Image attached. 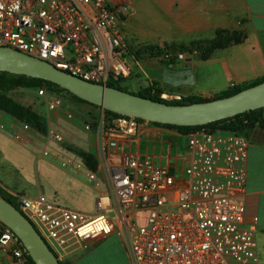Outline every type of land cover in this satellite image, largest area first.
I'll use <instances>...</instances> for the list:
<instances>
[{
	"label": "built area",
	"instance_id": "obj_1",
	"mask_svg": "<svg viewBox=\"0 0 264 264\" xmlns=\"http://www.w3.org/2000/svg\"><path fill=\"white\" fill-rule=\"evenodd\" d=\"M131 13L127 3L111 0H0V46L91 82L107 85L111 77L128 80L139 65L123 29ZM163 59L174 60L175 65L185 61L186 54L167 52ZM17 92L49 111L62 110L66 103L47 86L22 87ZM159 96L167 101L183 97L165 91ZM97 108L106 158L118 157V162L106 166L109 189L98 197L97 213L64 206L44 194L18 200V209L60 262L117 232L131 264H258L256 225L246 222L244 199L249 137L224 129L188 132L184 136L190 163L172 171L149 154L131 151L140 130L138 118L109 115L105 108ZM84 125L92 129L89 122ZM7 129L16 140L25 141L32 128L18 120ZM43 137L48 143L65 140L52 128ZM47 145L39 156L50 155ZM60 164L82 170L89 181L101 184L98 172L76 152L67 151ZM0 256H9L8 264H28L31 257L1 220Z\"/></svg>",
	"mask_w": 264,
	"mask_h": 264
},
{
	"label": "crops",
	"instance_id": "obj_2",
	"mask_svg": "<svg viewBox=\"0 0 264 264\" xmlns=\"http://www.w3.org/2000/svg\"><path fill=\"white\" fill-rule=\"evenodd\" d=\"M111 1L113 3L125 2L132 10L131 15L123 22L125 35L127 30H134L140 26L150 46L189 44L195 40L212 38L219 29L245 32L246 36L242 42L225 49L215 50L207 60L193 59L197 57L195 54L185 53L186 59L191 58V61L185 63L183 60L175 64V67L193 68L195 82L191 85L172 86L165 83L163 81L165 65L160 62H151V67L157 71V74L161 70V77L155 76L154 79L159 83L162 91L182 96L198 94L212 98L215 94L233 85L249 84L264 77V0ZM126 39L128 40L127 36ZM139 69H143L140 62L135 66L132 76L126 81V85L130 87L128 89L132 92H138L142 87L143 78L136 73ZM88 105L82 104L88 109L94 122H97L96 129L92 126L91 130H87L84 125L87 121L77 117L66 108L48 113L47 122L49 128L62 133L66 140L72 138L78 140L81 147L93 152L98 160L97 172L101 184L97 186L89 181L82 170L62 167L60 160L67 154L66 150L63 156L52 155V158L46 159L48 161L46 162L48 170L45 172L47 181L45 183L39 179V186L35 188V193L28 197H35L39 194L48 197L47 190L50 188L51 197L59 199L56 201L52 198L53 201L64 206L70 205L75 207L74 209L81 206L84 208L83 211L95 215L97 210L93 213L92 208L95 205L96 209L98 197L109 189L106 166L108 163L118 162V157L108 154V159L106 158L107 151L102 145L98 131L100 111L97 107ZM68 113L72 115L71 118L68 117ZM249 138L251 143L247 159V182L244 196L247 208L246 222L248 225H256L258 264H264V130H255ZM23 143L30 144L33 153L39 156L42 150L39 144L33 140ZM0 151L5 152L2 149ZM131 151L136 155L149 154L157 164L169 167L172 171H181L191 159L186 148L184 134L149 121L140 123L139 134ZM0 185L10 191L19 192L2 179H0ZM115 233L122 240L117 232L111 235ZM100 241L89 244L87 247L94 246ZM87 247L70 254L67 261L71 264H87L85 252ZM128 259L131 264L129 255ZM9 260V256H0V264H8Z\"/></svg>",
	"mask_w": 264,
	"mask_h": 264
},
{
	"label": "water",
	"instance_id": "obj_3",
	"mask_svg": "<svg viewBox=\"0 0 264 264\" xmlns=\"http://www.w3.org/2000/svg\"><path fill=\"white\" fill-rule=\"evenodd\" d=\"M190 61L191 58H187L185 63ZM0 71L50 81L110 112L161 124L206 125L264 107V81L222 98L169 104L85 80L48 61L8 46H0ZM163 81L172 86L191 85L195 82L194 70L192 67L165 65ZM0 220L21 239L35 264H61L32 222L1 193Z\"/></svg>",
	"mask_w": 264,
	"mask_h": 264
},
{
	"label": "rangeland",
	"instance_id": "obj_4",
	"mask_svg": "<svg viewBox=\"0 0 264 264\" xmlns=\"http://www.w3.org/2000/svg\"><path fill=\"white\" fill-rule=\"evenodd\" d=\"M126 36L128 37V40H126L129 44V50L131 54L135 58H137V60H139V62L143 66L142 70L139 69L136 72L137 75L141 76L140 78H143L141 88L144 89L151 85L160 86L159 83L154 79V77H161V70L160 73L157 74V71L153 69V67H151V62L155 61L162 64L163 55H157L154 53V50L150 49V45L147 44L148 38L142 33L140 26H138L134 30H127ZM196 58L197 57H194L193 59ZM126 87L130 88L129 85H126ZM20 88L22 87H18L16 89L14 88L13 90L8 92V95L14 98L20 104L26 107H30L38 112L48 125V113H50L51 111H49L44 104L41 105V107H36L30 99L23 98L21 93L17 92V90ZM53 92H55L57 95L62 96L65 100L66 103L62 108H66L68 111L73 112L77 115V117L89 122L94 127V129H96L98 125L97 122H94L93 118L88 113V109L82 106V104L89 106L87 103L77 100L72 93L70 94L66 91ZM30 97L34 98V95L31 94ZM262 116L264 118V110L262 111ZM17 121L18 119L15 116L10 115L9 113L0 109V124L4 123L9 127L11 124L16 123ZM7 128H0V149L5 151L4 153L0 151V179L15 187V189L19 192L10 191L2 186L18 197L34 194L35 188L39 186V179L43 180L46 183L47 180L45 172L46 170H48L46 163L48 161L46 159L52 158V155L57 157L63 156L66 153V150L73 152L82 150L94 155L93 152L87 151L86 149L81 147V145L78 144V140H75L73 138L67 140L65 139L61 144H54L53 142H50L47 145V139L41 137L44 136V134L31 129L27 133V139L25 138V141H18L13 137L12 132ZM168 128L184 134L178 128ZM256 130H264V125L258 124ZM32 140L39 144L42 149L47 145L46 148L48 149L50 155L44 157L42 160V157L38 156L36 153H33L34 151L31 149L32 147L30 146V144L23 143ZM181 140L184 139L181 138ZM96 171H98V167ZM51 194V189L48 188V198H53L56 201L59 200L54 196L51 197ZM70 207L75 208L72 206ZM76 209L83 211L84 208L79 206L76 207ZM92 211L93 213H96L95 205L92 208ZM109 214L112 215V213ZM85 250L87 264H129V259L124 244L116 233L100 241L94 246L87 247Z\"/></svg>",
	"mask_w": 264,
	"mask_h": 264
},
{
	"label": "trees",
	"instance_id": "obj_5",
	"mask_svg": "<svg viewBox=\"0 0 264 264\" xmlns=\"http://www.w3.org/2000/svg\"><path fill=\"white\" fill-rule=\"evenodd\" d=\"M245 36H246L245 32L241 30L219 29L215 32L212 38L195 40L190 42L189 44H171L165 47H159V46H149V47L151 50H154L155 51L154 53L157 55H164L167 52H173V53L181 52V53L195 54L197 58H199L200 60H207L215 50L225 49L232 45L238 44L244 40ZM171 63H175L174 60L168 62L163 59L162 61L163 65H168ZM126 81L127 80L124 79L111 77L110 80L107 82V85L134 94H138L143 97L152 98L153 100L167 102L169 104H187V103H195V102H204L212 99L233 95L247 87H250L252 85L264 81V77L257 79L249 84L230 87L226 90H223L215 94V96L212 98H207L198 94H194L189 96H183L182 99L178 101L176 100L167 101L160 98L159 95L162 92V89L156 85H151L144 89L141 88L138 92H132L126 87ZM41 86H47L48 89L52 91H57V92L66 91L71 94V92H69L68 90L63 89L57 84L52 83L50 81H46L39 78H32L25 75H16L9 72L0 71V109L4 110L10 115L15 116L19 121L28 124L33 130H36L39 133L46 135L48 133V125L43 120L42 116L32 108L20 104L14 98L8 95V92L13 90L14 88L15 89L18 87L38 88ZM73 96L75 95L73 94ZM75 98L79 101L98 107L97 105L89 103L77 96H75ZM263 110L264 107L260 109L244 112L241 114H237L234 117L221 119L206 125L179 126L172 124H161L156 122H152V123L166 127L178 128L184 134L191 131H198L202 129H210V130L224 129L250 137L251 134L256 130L258 124L264 125V118L262 116ZM107 113L109 115L119 116V114L110 112L108 110ZM138 120L139 122L144 121L142 119H138ZM77 151L78 152L76 153H78L83 157L85 164L91 169L96 171L98 167V160L96 156L86 151H82V150H77ZM0 193L9 202H11L17 208H19V203H18L19 197L17 195L9 192L2 186H0ZM28 264H35L31 257L29 258ZM61 264H71V263L68 261L66 262L61 261Z\"/></svg>",
	"mask_w": 264,
	"mask_h": 264
}]
</instances>
